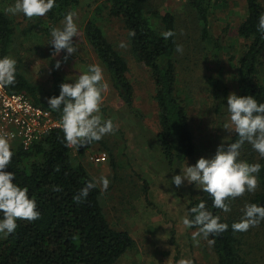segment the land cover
<instances>
[{
  "label": "rangeland",
  "instance_id": "374dc122",
  "mask_svg": "<svg viewBox=\"0 0 264 264\" xmlns=\"http://www.w3.org/2000/svg\"><path fill=\"white\" fill-rule=\"evenodd\" d=\"M211 35L220 39L221 52L214 50V40L205 42L202 24L189 6V0H149L153 14L152 25L160 26V17L174 16L177 45L183 52H175L178 73V94L184 100L194 135L195 156L183 164L171 165L157 144L160 132L159 112L155 102V84L151 71L133 54L128 31L123 23L110 15L112 0H79L72 10L78 14L76 22L79 35L74 37L78 51L68 56L66 50L59 55L49 45L50 38L43 34L46 17L27 18L23 14L11 15L6 9L15 0H0V7L14 22L12 57L18 61L22 72L36 85L40 99L53 97L56 77L73 82L98 64L104 70L109 84L101 107L103 116L117 125L114 133L100 141L81 148L69 147L73 160L81 163L93 178L105 176L110 180L106 191L101 189V202L113 228L128 232L134 246L116 264H177L180 259H190L193 264H218L211 245L203 236L193 239L192 230L183 224L188 215V205L198 198L202 189L195 184L177 188L172 185L174 175L181 167L194 166L204 158L215 156L221 143L227 148L235 134L224 129L228 123L227 105L224 116L215 112V100L210 79L218 78L229 94L239 95L236 72L238 61L246 51L247 42L240 36L239 27L247 17V0H208ZM264 5V0H262ZM88 21L96 22L106 37L128 62V78L135 92L134 109L130 110L113 89L109 73L89 45L84 28ZM62 26L61 23L56 27ZM50 39V40H49ZM125 47H120L121 44ZM218 56H215V55ZM67 59L65 60V57ZM61 67L56 68V62ZM228 94V96H229ZM17 149V143H11ZM106 153L104 163H95L93 156ZM7 236L0 235V244ZM253 264H264V235L258 228L249 237Z\"/></svg>",
  "mask_w": 264,
  "mask_h": 264
},
{
  "label": "trees",
  "instance_id": "16d2710c",
  "mask_svg": "<svg viewBox=\"0 0 264 264\" xmlns=\"http://www.w3.org/2000/svg\"><path fill=\"white\" fill-rule=\"evenodd\" d=\"M79 4V0H57L56 6L45 15L43 34L50 38L51 27L57 26L64 16ZM189 6L202 24L205 42L214 40V50L221 52L220 39L211 35L208 0H189ZM153 11L149 0H112L110 15L120 20L129 32L133 54L151 71L155 84V102L159 112L160 132L157 144L167 161L183 164L196 153L194 135L184 100L178 94V73L174 59L177 36L174 16L170 13L160 17V26L153 27ZM264 14L262 0H247V17L239 27L240 36L247 42L246 51L238 61L236 72L239 96H253L264 102V34L258 30V22ZM14 22L0 7V58L12 57L14 44ZM175 33L165 39L167 31ZM85 37L98 59L109 73L113 89L121 101L134 109L135 92L128 78L129 66L125 57L108 40L103 29L94 21L84 28ZM50 40V39H49ZM215 56H218V55ZM66 81L56 77L52 96H59L60 85ZM215 100V112L224 116L229 91L218 78L210 79ZM11 93H25L38 106L51 111L55 119L61 113L49 108L47 101L40 99L38 90L22 72L17 61L16 81L6 86ZM238 139L235 133L230 143ZM88 148H81V153ZM14 156L5 171L15 172V183L28 187L29 195L35 196L41 213L35 221L18 220L16 231L0 244V264H116L134 246L131 235L117 230L109 223L101 202L99 185L90 189L82 202L73 197L93 179L86 168L73 160L66 146L63 130H54L29 150L22 147L12 149ZM240 159L262 165L258 176V187L254 192H245L229 198L231 211L223 212L212 205V198L202 191L189 202L188 209L201 200L221 221L229 225L222 233L209 236L210 244L218 264H253L249 237L252 228L234 232L232 223L238 222L246 204L264 205V158L245 142L240 149ZM59 189V190H57ZM190 218V217H189ZM258 227L264 235V222ZM197 230L195 227L190 228Z\"/></svg>",
  "mask_w": 264,
  "mask_h": 264
},
{
  "label": "clouds",
  "instance_id": "9594fccd",
  "mask_svg": "<svg viewBox=\"0 0 264 264\" xmlns=\"http://www.w3.org/2000/svg\"><path fill=\"white\" fill-rule=\"evenodd\" d=\"M57 4V0H15L13 6L6 9L11 15L23 14L27 18L44 17ZM78 14L70 11L61 21L60 27H51V45L54 54L59 55L66 50L68 56L78 51L73 38L79 35V26L76 22ZM257 30L264 34V14L259 17ZM135 30L129 32L135 37ZM165 39L175 33L171 30L162 34ZM120 47H125L122 43ZM178 53L183 52L182 45L176 46ZM67 56L65 57V60ZM56 68L61 62H56ZM17 61L13 57L0 58V84L13 85L16 81ZM109 84L104 77V70L98 64L89 65L87 70L73 82L60 85L59 96L47 100L49 108L61 113V127L67 147H82L100 141L105 135L114 133L117 125L111 118L106 119L101 112L104 94ZM228 123L224 129L234 131L238 139L229 143L227 148L221 143L212 158H200L194 166H182L181 174L174 175L171 183L177 188L188 184L210 195L212 205L227 213L231 211L229 198H236L247 192H254L258 187V176L262 165L249 163L240 159V149L245 142L252 145L261 158H264V102L255 97L239 96L231 93L227 97ZM11 134H0V235L8 236L18 228V220L35 221L40 218L35 196L29 195L28 187H21L15 183V172L5 171L12 162L14 151L10 141ZM102 185L106 191L110 180L101 176L93 178L77 195L74 202L80 203L89 195L90 189ZM59 190V189H57ZM190 217V218H189ZM221 217L214 215L201 200L196 206L188 209V215L183 219L186 227H195L193 239L209 236L226 231L228 224L220 222ZM264 222V205L255 203L246 204L243 215L231 228L234 232L247 231ZM210 244L214 240L208 241ZM177 264H193L190 259H180Z\"/></svg>",
  "mask_w": 264,
  "mask_h": 264
},
{
  "label": "built area",
  "instance_id": "2783aa9c",
  "mask_svg": "<svg viewBox=\"0 0 264 264\" xmlns=\"http://www.w3.org/2000/svg\"><path fill=\"white\" fill-rule=\"evenodd\" d=\"M54 130H62L61 120L51 111L35 105L25 93H11L0 84V134H11V143L29 150ZM95 163H104L108 156H93Z\"/></svg>",
  "mask_w": 264,
  "mask_h": 264
}]
</instances>
